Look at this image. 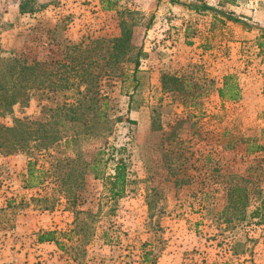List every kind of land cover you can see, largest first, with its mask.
<instances>
[{"label": "rangeland", "instance_id": "obj_1", "mask_svg": "<svg viewBox=\"0 0 264 264\" xmlns=\"http://www.w3.org/2000/svg\"><path fill=\"white\" fill-rule=\"evenodd\" d=\"M195 4L217 10L215 0H0L1 56L55 71L61 52L81 43L77 89L108 98L96 135L36 155V168L52 165L41 185L27 187L26 154L0 155V264H264V213L253 217L264 199V149L253 152L264 146V0L217 18ZM125 25L130 52L120 69H101L108 55L92 41ZM227 74L238 102L217 95ZM164 75L177 81L164 89ZM64 93L38 89L0 125L42 122ZM93 160L97 178L85 165ZM120 160L126 184L113 198L103 179ZM236 183L249 190L242 218L227 200ZM45 231L60 245L39 244Z\"/></svg>", "mask_w": 264, "mask_h": 264}, {"label": "trees", "instance_id": "obj_2", "mask_svg": "<svg viewBox=\"0 0 264 264\" xmlns=\"http://www.w3.org/2000/svg\"><path fill=\"white\" fill-rule=\"evenodd\" d=\"M177 0H171L175 2ZM202 1V0H198ZM217 10L206 5H192L191 9L196 13L206 15L212 13L217 18L221 13L220 8L236 7L242 0H215ZM106 7V6H105ZM219 7V8H218ZM20 13L26 12V4L20 5ZM106 9H111L109 6ZM28 11H33L32 9ZM231 12L228 13V17ZM133 25L121 27L120 34L111 39L99 38L93 40L99 49L103 59L105 54L107 59L101 64V69H120L125 57L131 50L133 41ZM264 39V35L260 36ZM81 43L66 47L61 52V58L56 60L55 71H49L46 67L38 68V63L23 56L0 55V116L11 115L16 106L27 107L34 92L38 89L52 91L64 90L61 95L62 102L56 103L53 108L48 110L46 120L38 122L29 118H14L12 125H0V155L9 156L18 153L26 154L27 161V187L41 185L46 181L47 175L52 171L51 168H36L38 156H51L53 154L64 153L70 146H75L82 138L97 134V125L107 122V95L104 92L91 94L90 90L80 92L77 88L83 83L84 77L79 74L83 64L78 57ZM259 52H264V40L257 43ZM138 59V58H137ZM136 59V60H137ZM138 62H135V71ZM133 72V74L135 73ZM104 72L102 75H106ZM118 75H121L118 74ZM87 81V80H86ZM177 80L173 76H163L162 85L167 89L168 82L175 83ZM76 88L77 92L74 91ZM67 93V94H66ZM101 93V94H100ZM217 95L222 103L238 102L241 99V90L234 74L223 76ZM95 103L96 106L91 104ZM97 102L100 105L97 107ZM103 127V126H102ZM104 129V127L102 128ZM104 134V131L98 132ZM264 149V146H255L253 152ZM87 170L92 172L93 178H97L96 160L85 163ZM104 184L109 187L111 197L116 198L122 195L126 184V164L120 160L113 167V173L104 177ZM227 200L233 210L242 214L249 203V190L246 186L236 183L227 190ZM262 213V214H261ZM264 213V199L253 211V217L259 219ZM259 223H261L259 221ZM38 243L58 244L55 231H45L37 235ZM143 259V258H142ZM144 261L145 258H144Z\"/></svg>", "mask_w": 264, "mask_h": 264}, {"label": "crops", "instance_id": "obj_3", "mask_svg": "<svg viewBox=\"0 0 264 264\" xmlns=\"http://www.w3.org/2000/svg\"><path fill=\"white\" fill-rule=\"evenodd\" d=\"M40 244V243H39ZM49 245L50 246V243H41V245H43V246H45V245ZM53 243H51V245H52Z\"/></svg>", "mask_w": 264, "mask_h": 264}]
</instances>
